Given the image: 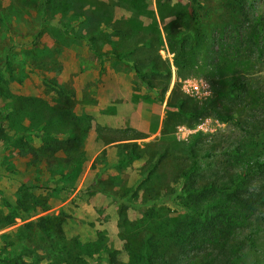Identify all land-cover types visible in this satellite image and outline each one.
I'll return each instance as SVG.
<instances>
[{
    "label": "rangeland",
    "instance_id": "rangeland-1",
    "mask_svg": "<svg viewBox=\"0 0 264 264\" xmlns=\"http://www.w3.org/2000/svg\"><path fill=\"white\" fill-rule=\"evenodd\" d=\"M199 30L211 36L200 47ZM175 87L183 110L167 105ZM256 155L264 0H0V264H56L62 239L85 244L88 264H125L153 234L176 250V233L203 222L185 191L217 180L211 201L228 207ZM260 209L235 254L204 243L210 260L264 264Z\"/></svg>",
    "mask_w": 264,
    "mask_h": 264
},
{
    "label": "trees",
    "instance_id": "trees-1",
    "mask_svg": "<svg viewBox=\"0 0 264 264\" xmlns=\"http://www.w3.org/2000/svg\"><path fill=\"white\" fill-rule=\"evenodd\" d=\"M240 18L241 16L239 19ZM241 20L242 23L236 27V35L238 36L240 45L243 46L245 43H243L241 39L242 36H247L248 31L246 29L249 28L250 25H247V18L245 16H243ZM225 28H223L221 32H226ZM241 28H244L245 32L242 31ZM198 32L199 34L193 40L197 43L198 47H200L211 36L201 30ZM88 45L100 58L104 56L101 49L94 43L88 41ZM13 52L14 49H11V53ZM188 54L189 55L185 58L186 62H188L191 54L195 53ZM9 57L8 54L5 55L6 59ZM102 64L101 61V65ZM133 68L136 75L141 80L145 81L151 88H154L158 94H161L162 98L167 88L161 89L157 87L150 80L146 79V76L143 75L140 68L136 65L133 66ZM234 86L235 85L232 84V87ZM175 91L176 87L172 90L167 105L169 107L174 106L178 110H183L182 103L189 98L184 96L180 101L175 102L173 100ZM233 95L237 96V98L239 97L238 94L236 95L234 93ZM245 115V121H248V118L254 114L247 113ZM133 145L136 146V143H133ZM241 170L242 172L237 176L234 186L231 187V189H233L231 195L234 198L230 201L228 207L211 201L214 189H216L217 185L221 184L217 180L199 185L193 184L191 188L185 191L186 195L193 197L194 205L198 206L200 213H197L195 209H191L190 205L186 204V202H181V205L186 211L191 210V213H195L196 216L202 217L203 222L198 223L195 221L176 233L178 234L176 250L168 251L161 249V244L156 241L153 234L147 239L140 240L135 247L129 248V260L125 264H245L244 261H242V263H238L237 261L234 263L231 261V258L220 260V263H215L216 260H210L211 251H206V245L203 246L205 242H213V247L218 249L219 253H225L228 248L230 252L232 251V254H235V251L241 250L244 243L235 238L234 232H237V229L242 226L249 232L253 231V212L261 211V206H264V157L261 159L259 155H256L253 161H245L242 164ZM207 204L212 205L213 209H211V211H215V215L208 216V212L205 209ZM47 219L48 218L45 216L40 217L39 221H42V227L46 225ZM247 235L248 234L245 235V240L249 239L251 243V239ZM82 245L85 244H82L78 240L69 242L66 239H62L57 243H50V246L55 252L53 255L60 260L56 264L61 263L63 258L66 264H88L84 258L77 255V247L82 248ZM86 254L89 255L90 253L87 251ZM0 258H3L1 254Z\"/></svg>",
    "mask_w": 264,
    "mask_h": 264
},
{
    "label": "clouds",
    "instance_id": "clouds-1",
    "mask_svg": "<svg viewBox=\"0 0 264 264\" xmlns=\"http://www.w3.org/2000/svg\"><path fill=\"white\" fill-rule=\"evenodd\" d=\"M209 95H211V93H209Z\"/></svg>",
    "mask_w": 264,
    "mask_h": 264
}]
</instances>
